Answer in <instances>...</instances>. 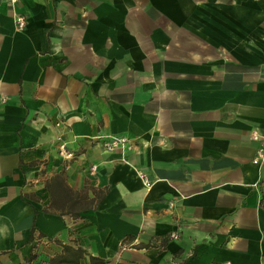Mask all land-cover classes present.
Wrapping results in <instances>:
<instances>
[{
  "label": "crops",
  "instance_id": "1",
  "mask_svg": "<svg viewBox=\"0 0 264 264\" xmlns=\"http://www.w3.org/2000/svg\"><path fill=\"white\" fill-rule=\"evenodd\" d=\"M263 146L264 0H0V264H264Z\"/></svg>",
  "mask_w": 264,
  "mask_h": 264
},
{
  "label": "built area",
  "instance_id": "2",
  "mask_svg": "<svg viewBox=\"0 0 264 264\" xmlns=\"http://www.w3.org/2000/svg\"><path fill=\"white\" fill-rule=\"evenodd\" d=\"M14 19L19 28H23L25 26L26 17L23 14L21 13L16 14L14 16ZM253 136L257 137V133L254 132ZM96 140L104 149L107 150H114L117 148L125 149L131 146L130 139L125 134H110V135H102V136L98 135L96 137ZM261 149L264 151V146ZM262 150H260L258 155L253 158V161L255 162L258 161ZM57 152L62 159H66V160H72L76 156V151L74 149L69 148L64 142L58 143ZM94 171H95V165L92 164L90 166V172H94ZM137 174L146 187H149L151 185V179L149 178L147 173H145L142 170H138ZM173 235H175V233H173Z\"/></svg>",
  "mask_w": 264,
  "mask_h": 264
},
{
  "label": "trees",
  "instance_id": "3",
  "mask_svg": "<svg viewBox=\"0 0 264 264\" xmlns=\"http://www.w3.org/2000/svg\"><path fill=\"white\" fill-rule=\"evenodd\" d=\"M63 250H64V251H71V252H72L71 255H73L74 257H77L79 254H81V250H80L79 248L73 250V249H71L69 246H67V245H65V244H63ZM64 251H63V252H64ZM64 255H65V254H64ZM60 257H63V255L59 256V258H60ZM74 260H75V262L77 263V260H76V259H74Z\"/></svg>",
  "mask_w": 264,
  "mask_h": 264
}]
</instances>
